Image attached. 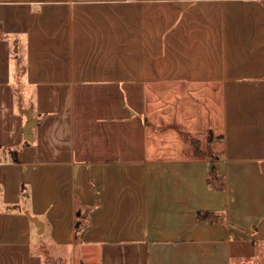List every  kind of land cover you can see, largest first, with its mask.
<instances>
[{"label":"crops","instance_id":"crops-1","mask_svg":"<svg viewBox=\"0 0 264 264\" xmlns=\"http://www.w3.org/2000/svg\"><path fill=\"white\" fill-rule=\"evenodd\" d=\"M0 147V264H264V0H0Z\"/></svg>","mask_w":264,"mask_h":264},{"label":"rangeland","instance_id":"rangeland-1","mask_svg":"<svg viewBox=\"0 0 264 264\" xmlns=\"http://www.w3.org/2000/svg\"><path fill=\"white\" fill-rule=\"evenodd\" d=\"M29 190H26V192ZM24 201L28 200V204H23V205H27V208L29 211H31V198H26L24 195H22ZM28 211V213H29ZM44 219V216H42ZM60 250V249H59ZM62 250V249H61ZM82 247H80L79 245L77 246V250H76V255H75V260L73 262V257H72V251L71 248H66L62 250V257L57 260L56 259V254H57V248H55L54 246H52L50 248V250L45 251V257L47 259H45V264H98V260L97 258H91V261L86 262L85 260H83L82 258Z\"/></svg>","mask_w":264,"mask_h":264},{"label":"trees","instance_id":"trees-1","mask_svg":"<svg viewBox=\"0 0 264 264\" xmlns=\"http://www.w3.org/2000/svg\"><path fill=\"white\" fill-rule=\"evenodd\" d=\"M0 152H1V147H0ZM10 153H11V157H12L13 161L18 162L19 161L18 149L13 148L10 150ZM216 179H218V178H217V175L215 172L214 163H212L211 167H210V171H209V183H210V185H215ZM208 215H209V212L199 211L197 214V217L200 219V218H204Z\"/></svg>","mask_w":264,"mask_h":264},{"label":"water","instance_id":"water-1","mask_svg":"<svg viewBox=\"0 0 264 264\" xmlns=\"http://www.w3.org/2000/svg\"><path fill=\"white\" fill-rule=\"evenodd\" d=\"M32 219L38 225L37 218L36 217H32Z\"/></svg>","mask_w":264,"mask_h":264}]
</instances>
